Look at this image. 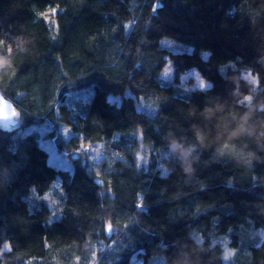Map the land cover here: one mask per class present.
Segmentation results:
<instances>
[{
    "label": "trees",
    "instance_id": "16d2710c",
    "mask_svg": "<svg viewBox=\"0 0 264 264\" xmlns=\"http://www.w3.org/2000/svg\"><path fill=\"white\" fill-rule=\"evenodd\" d=\"M0 95V264H264V0H0Z\"/></svg>",
    "mask_w": 264,
    "mask_h": 264
},
{
    "label": "rangeland",
    "instance_id": "374dc122",
    "mask_svg": "<svg viewBox=\"0 0 264 264\" xmlns=\"http://www.w3.org/2000/svg\"><path fill=\"white\" fill-rule=\"evenodd\" d=\"M161 45L162 47L165 48L163 42L161 43ZM165 45L167 46L166 48L176 52L177 51L180 52V49L182 48V46H178L176 45V43L172 44V42ZM173 78H174L173 68L170 64H168L161 73V79L164 81H172ZM178 79L182 87L189 91L197 88L204 89L209 85V83L203 80L198 74V72L193 69L179 75ZM14 120L16 121V115L14 117ZM61 128H62L63 138L64 140H66L68 137H70L71 133L68 128L66 127H61ZM29 130L31 129H28L26 131ZM38 144L39 147L42 148L47 153V162L50 166H54L62 171H66L69 173L72 172L73 166L71 163L70 155H66L63 151H59L55 143L49 139L40 138L38 140ZM104 150H105L104 147L98 144L96 145L83 144L81 150L75 152L74 155L79 157V159L83 160V162L86 163L89 166V168H91L92 165H97L100 163V161L105 159ZM72 158L75 159L76 157H72ZM138 158L142 159L140 154L138 155ZM55 185L56 186L59 185L58 180L55 182ZM4 248H7V245L3 246V249ZM1 252L2 250L0 251V253Z\"/></svg>",
    "mask_w": 264,
    "mask_h": 264
},
{
    "label": "water",
    "instance_id": "95a60500",
    "mask_svg": "<svg viewBox=\"0 0 264 264\" xmlns=\"http://www.w3.org/2000/svg\"><path fill=\"white\" fill-rule=\"evenodd\" d=\"M13 106L0 95V126L8 130L15 124Z\"/></svg>",
    "mask_w": 264,
    "mask_h": 264
}]
</instances>
